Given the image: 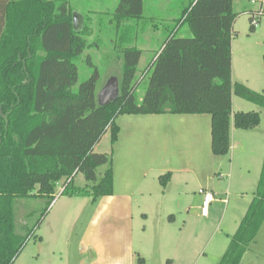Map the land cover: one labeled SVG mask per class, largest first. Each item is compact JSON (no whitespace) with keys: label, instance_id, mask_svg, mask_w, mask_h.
Here are the masks:
<instances>
[{"label":"trees","instance_id":"1","mask_svg":"<svg viewBox=\"0 0 264 264\" xmlns=\"http://www.w3.org/2000/svg\"><path fill=\"white\" fill-rule=\"evenodd\" d=\"M55 1L53 18L50 3L46 10L41 0L22 2L36 5L37 26H9L8 10L7 19L0 24V264H12L31 235V226L15 220L18 199L43 202L35 228L62 178L65 195H89L94 200L111 194V158L106 152L95 151L94 146L106 131H110L112 143L116 140V115L156 114L166 108L172 113L210 114L211 149L221 156L229 149L232 94L264 107L263 92L231 80L233 0H192L182 16L191 35L169 34L152 59L146 78L135 79L142 50L122 46V67L115 76L119 94L106 105L98 103L99 71L90 59L93 71L72 89L78 79L73 59L87 46L84 36L89 29L83 24L80 31H74L69 1ZM262 1L258 10L249 12L251 21L253 13L264 14ZM29 14L28 8L23 15ZM141 15L142 0H118L110 20L119 25ZM36 34L38 41L34 40ZM36 50L44 55L37 56ZM141 82L145 92L138 102L135 90ZM259 121L258 112L233 113L237 128L252 129ZM104 164L107 169L97 177V168ZM78 172L87 181L84 187L72 183ZM164 176L162 183L167 174ZM263 202L264 161L252 202L218 264H239L245 247L254 239L256 209ZM32 212L25 215L26 220Z\"/></svg>","mask_w":264,"mask_h":264},{"label":"rangeland","instance_id":"2","mask_svg":"<svg viewBox=\"0 0 264 264\" xmlns=\"http://www.w3.org/2000/svg\"><path fill=\"white\" fill-rule=\"evenodd\" d=\"M75 1L79 9L85 10L81 0ZM191 2L192 0H142V15L129 21L132 23L131 40L124 43L120 42V36L126 30V26L117 27L115 22L112 24L109 21L118 0H101L99 6L95 2L94 11L98 7L99 12L103 9L109 11L110 15L98 14L103 19L102 23L98 24V19H96L92 22V27H88L89 30H87L91 33L84 36L87 46L79 56L73 59L78 68V79L72 89L76 90L78 85L89 77L94 66L99 71L97 92L110 77H118L119 70L114 69V66L109 68V65L111 58L116 56V53L119 54V49L122 46H134L142 50L135 79H139L142 75L146 78L152 59L169 34L191 35L187 23H181L184 10L189 7ZM91 3L89 1L86 6L89 8ZM259 8V0L254 2L252 0H233L232 9L236 16L233 21L231 39V80L264 93V14L258 17L254 16L256 24L253 28H251L249 14L250 11ZM89 59L94 66L88 63ZM144 92V83L141 82L135 90L138 102L141 101ZM235 111L258 112L260 121L254 129L236 127L230 136L228 152L221 156H214L210 149L211 135L208 122L210 114H196L205 119V122L197 120L199 122L195 124L192 120L179 122L178 118H173L176 115L170 114V112H167L170 115L168 118L164 112L165 121L160 128H157L159 135L157 134L155 139L157 144L154 151L158 153L156 157L154 156V162L160 161L159 158L163 159L166 154L170 160L172 156L173 159L176 158V161L170 166L178 167V165H190L191 163L192 166L196 165L199 171H205V174L200 175L199 172L197 177L193 175L191 178L190 173L179 172L173 174L176 176L172 178L169 173L165 183H162L164 174L160 178H156L154 175H151V178L149 176V180L153 182L151 194L148 196V201L147 198L143 199V202L141 200L140 207L135 208L134 218L136 220L135 249H138L140 254H145L150 263L161 253L162 262L160 264H218L231 236L247 213L259 184L264 161V107L232 94L230 125ZM124 115H116L115 123L125 117ZM153 127L151 123L150 126L142 124L140 127L142 136L138 141L146 149L149 146L146 136H150V130ZM174 135L177 137L175 136L173 142H167L169 137ZM165 143L168 145L167 151L164 152ZM95 145V151L106 152L111 157L110 131L105 132ZM106 168L107 164L99 166L97 177H100ZM205 175L209 177L207 182L201 179ZM72 179L75 186L82 187L87 183L81 172L76 173ZM181 179L187 180V184L182 183ZM64 181L62 178L56 184L54 199L49 208L61 197V187L64 185ZM201 188H209L215 194V199L208 206L206 219L195 218L189 221L186 215V206L193 196H196L198 211L201 215L202 197L198 192ZM16 203L15 220L22 224L26 222L28 227L31 226V235L20 250L22 255L20 254L19 260L23 255L31 257L37 251L39 244L35 242L36 235L43 232L45 225L42 224L39 227L42 219L33 228L40 215V207L43 204L41 200L18 199ZM31 211L33 212L26 220L25 215ZM256 213L258 228L254 239L245 247L239 264H264V202L256 209ZM169 215L172 216L171 220L168 219ZM82 219L84 221L83 217L79 222ZM184 222H186L185 225H183ZM160 223H165L166 226L177 232L176 235L174 234L168 239L169 242L166 245L160 244L159 241L161 239ZM175 237H178V242L171 244V238L173 241ZM46 241L47 237L42 245L44 248ZM182 244L188 245L190 248L187 259H183L181 254L180 245Z\"/></svg>","mask_w":264,"mask_h":264},{"label":"crops","instance_id":"3","mask_svg":"<svg viewBox=\"0 0 264 264\" xmlns=\"http://www.w3.org/2000/svg\"><path fill=\"white\" fill-rule=\"evenodd\" d=\"M23 1L24 0H0V24H4L7 19L5 12L8 10L10 11V16L7 21L9 26H12L13 28L24 24L37 26L38 21L36 22V19L38 17L37 14L34 13V7H36V5L32 7L29 6V4H22ZM41 1L45 4L46 10H48L47 2L50 3V17L53 18L55 9L54 4L56 6L58 5V2L55 0ZM68 1L69 7L73 9L72 12L76 11L80 13L84 18L83 24L87 27H92V22L96 19H98V24L102 23L103 19L98 14L103 13L110 15L109 11H104L103 9L99 12L98 7L96 8V11L93 10L95 2L98 3L99 6L101 0H81L83 3V9L85 10L79 9L75 0ZM89 1L92 3L88 8L86 4ZM28 8L30 9L31 14L26 17L23 14L27 12ZM32 13H34V16H32ZM130 20L131 19H127L117 25V27L120 25L126 26V30L122 32V35H118L120 36V42L124 43L131 40L130 29L132 23L129 22ZM109 21L111 20L109 19ZM113 22L114 21H111L112 24ZM181 23L183 22L181 21ZM16 36H18V34ZM34 40L38 41L37 34L34 36ZM40 52L41 55H44L43 51ZM35 54L39 56V50H36ZM111 59L109 68L114 66L113 68L118 69L120 72L122 67L120 55L116 53V56ZM165 112L167 114L166 116L170 118V115H168L170 112L168 108H166ZM170 114H175L176 116H173V118H178L179 122L184 120H192L195 124L199 121L202 123L205 122V119L198 117L196 114L172 112H170ZM124 116L125 117L118 120L117 123L114 121L118 126V133L117 138L112 143L111 147L110 158L113 175L111 194L98 196L94 200L92 196L89 195L76 196L61 194V197L47 210V213L39 226L41 227L42 224L45 225L43 232L41 231L40 235H36L35 242L39 244L37 251L32 254L31 257H25L23 255L21 259L18 260L21 254V252H19L12 264H160V262H162L160 251H157L160 255L155 259L153 258L150 263L145 254H140L141 252L138 249H135V208L140 207L141 200L143 202V199L147 198L148 201V196L151 194L150 191H152L151 187L153 183L152 180H149V176L151 178V175H154L156 178H160L163 174L171 173V177L174 178L176 175L173 174L185 172L190 173L192 178L193 175L197 177L199 172L200 175H204L205 171H199L197 166H192L191 163L190 165H178V167H172L170 165L176 161V158L173 159L174 157L172 156V159L170 160L166 154H164L165 158H159L161 159L160 161H156V163L154 162V156L156 157V154L158 153L157 151H154L157 144L155 139L157 138V134L159 135L157 128H160L165 121L164 112L156 114H125ZM208 122L210 123L211 135V115ZM150 123L154 127L150 130V136H146L149 142V148L147 147L146 149L138 140H140L142 136L140 133L142 132L140 131L141 125L144 124V126H150ZM167 125L169 126V123H167ZM235 128L232 120L229 130V139ZM175 136L176 135L172 137L170 136V139L167 142L172 143ZM167 145L168 144L165 143L164 152L167 151ZM95 147L96 145L94 146V150ZM212 154L217 156L213 152ZM160 156L162 157V155ZM201 179L207 182L209 177L205 175ZM180 181L184 184H187L188 182L185 179H181ZM207 189L210 190L209 188ZM198 209V201L196 196H193L189 199L186 206V215L187 218H189V221L194 220L195 218L206 219L208 217L200 215ZM83 217L84 221L82 219V221L79 222ZM171 218L172 216L169 215L168 219L171 220ZM78 222L80 225H78ZM185 224L186 222H184L183 225ZM159 227V233L161 235V239H159L160 244L166 245L169 242L168 239L177 232H175L173 228L166 226L165 223H160ZM45 237H47V241L46 247L44 248L42 245ZM176 242H178V237H175V240L173 241L171 238V244H175ZM180 247L183 259L189 258L190 248L188 245L182 244Z\"/></svg>","mask_w":264,"mask_h":264},{"label":"water","instance_id":"4","mask_svg":"<svg viewBox=\"0 0 264 264\" xmlns=\"http://www.w3.org/2000/svg\"><path fill=\"white\" fill-rule=\"evenodd\" d=\"M71 23L73 30L78 32L83 27L84 18L80 13L73 11ZM118 94V80L115 76H112L97 93L98 103L100 105H106L109 102L114 101L118 97Z\"/></svg>","mask_w":264,"mask_h":264},{"label":"built area","instance_id":"5","mask_svg":"<svg viewBox=\"0 0 264 264\" xmlns=\"http://www.w3.org/2000/svg\"><path fill=\"white\" fill-rule=\"evenodd\" d=\"M254 1L255 0H252V2H254ZM259 2H260V7H261V4H262L263 1L259 0ZM259 14H260L259 12H255L252 15L251 23L254 26L256 24L254 16L258 17ZM63 189H64V185H62V187H61V192H62ZM198 192H199V194L202 197V202H201V206H200V213H201L202 216H208V206L215 199V194L211 190L204 189V188L199 189Z\"/></svg>","mask_w":264,"mask_h":264}]
</instances>
